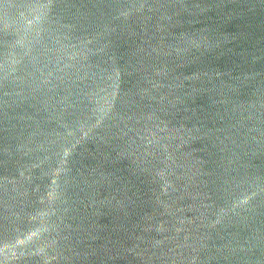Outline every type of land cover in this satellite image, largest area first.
<instances>
[{
    "label": "water",
    "instance_id": "water-1",
    "mask_svg": "<svg viewBox=\"0 0 264 264\" xmlns=\"http://www.w3.org/2000/svg\"><path fill=\"white\" fill-rule=\"evenodd\" d=\"M0 264H264V0H0Z\"/></svg>",
    "mask_w": 264,
    "mask_h": 264
}]
</instances>
